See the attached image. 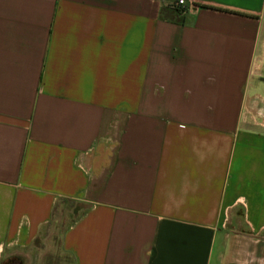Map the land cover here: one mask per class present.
Here are the masks:
<instances>
[{"label": "crops", "instance_id": "0c3cea01", "mask_svg": "<svg viewBox=\"0 0 264 264\" xmlns=\"http://www.w3.org/2000/svg\"><path fill=\"white\" fill-rule=\"evenodd\" d=\"M186 2L0 0V259L264 264V0Z\"/></svg>", "mask_w": 264, "mask_h": 264}, {"label": "rangeland", "instance_id": "374dc122", "mask_svg": "<svg viewBox=\"0 0 264 264\" xmlns=\"http://www.w3.org/2000/svg\"><path fill=\"white\" fill-rule=\"evenodd\" d=\"M60 207L50 231L43 235L37 244L29 249L6 252L0 263L17 259L23 264H72L71 259L61 249L62 235L84 212L82 205L71 204L65 212ZM238 231L245 232L241 227Z\"/></svg>", "mask_w": 264, "mask_h": 264}, {"label": "flooded vegetation", "instance_id": "af4514ba", "mask_svg": "<svg viewBox=\"0 0 264 264\" xmlns=\"http://www.w3.org/2000/svg\"><path fill=\"white\" fill-rule=\"evenodd\" d=\"M0 264H23L22 262L18 261L17 259H10L6 262H2Z\"/></svg>", "mask_w": 264, "mask_h": 264}, {"label": "built area", "instance_id": "2783aa9c", "mask_svg": "<svg viewBox=\"0 0 264 264\" xmlns=\"http://www.w3.org/2000/svg\"><path fill=\"white\" fill-rule=\"evenodd\" d=\"M177 6L181 7V8H185L187 6V2L186 0H177Z\"/></svg>", "mask_w": 264, "mask_h": 264}]
</instances>
